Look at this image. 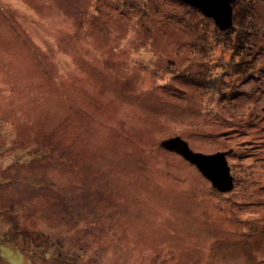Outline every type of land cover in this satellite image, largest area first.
<instances>
[{
  "label": "rangeland",
  "instance_id": "1",
  "mask_svg": "<svg viewBox=\"0 0 264 264\" xmlns=\"http://www.w3.org/2000/svg\"><path fill=\"white\" fill-rule=\"evenodd\" d=\"M233 23L180 0H0V264H264V0ZM176 138L230 153L233 191Z\"/></svg>",
  "mask_w": 264,
  "mask_h": 264
},
{
  "label": "water",
  "instance_id": "2",
  "mask_svg": "<svg viewBox=\"0 0 264 264\" xmlns=\"http://www.w3.org/2000/svg\"><path fill=\"white\" fill-rule=\"evenodd\" d=\"M185 5L198 10L212 20L222 32L233 28V6L237 0H180ZM168 152L181 156L185 161L194 165L198 171L211 182L213 188L221 193L234 189V178L231 176L227 163V153L203 155L194 153L188 143L180 138L171 139L161 144Z\"/></svg>",
  "mask_w": 264,
  "mask_h": 264
},
{
  "label": "trees",
  "instance_id": "3",
  "mask_svg": "<svg viewBox=\"0 0 264 264\" xmlns=\"http://www.w3.org/2000/svg\"><path fill=\"white\" fill-rule=\"evenodd\" d=\"M229 32V31H228ZM25 254V252H23Z\"/></svg>",
  "mask_w": 264,
  "mask_h": 264
}]
</instances>
